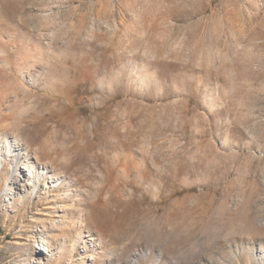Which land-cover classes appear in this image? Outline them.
<instances>
[{
    "label": "rangeland",
    "instance_id": "obj_1",
    "mask_svg": "<svg viewBox=\"0 0 264 264\" xmlns=\"http://www.w3.org/2000/svg\"><path fill=\"white\" fill-rule=\"evenodd\" d=\"M130 263L264 264V0H0V264Z\"/></svg>",
    "mask_w": 264,
    "mask_h": 264
},
{
    "label": "bare ground",
    "instance_id": "obj_2",
    "mask_svg": "<svg viewBox=\"0 0 264 264\" xmlns=\"http://www.w3.org/2000/svg\"><path fill=\"white\" fill-rule=\"evenodd\" d=\"M17 147V146H16ZM17 151V150H16ZM19 153H20V149H18ZM18 163V162H17ZM53 164V163H52ZM17 165V164H16ZM16 165H14V170H17ZM48 173L47 168L45 167H41L40 169L30 172L29 175L27 176V181L30 182V188L32 190H39L41 185H42V181L45 178V175ZM48 254V252H46ZM131 264V263H130Z\"/></svg>",
    "mask_w": 264,
    "mask_h": 264
}]
</instances>
